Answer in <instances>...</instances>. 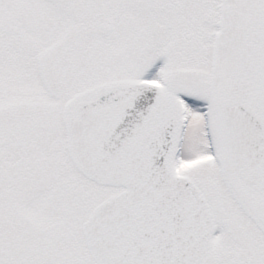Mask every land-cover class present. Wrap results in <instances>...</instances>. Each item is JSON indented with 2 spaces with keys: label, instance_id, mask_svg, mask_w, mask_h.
<instances>
[{
  "label": "snow or ice",
  "instance_id": "snow-or-ice-1",
  "mask_svg": "<svg viewBox=\"0 0 264 264\" xmlns=\"http://www.w3.org/2000/svg\"><path fill=\"white\" fill-rule=\"evenodd\" d=\"M0 264H264V0H0Z\"/></svg>",
  "mask_w": 264,
  "mask_h": 264
}]
</instances>
